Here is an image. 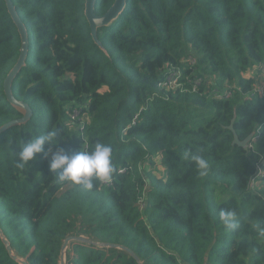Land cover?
<instances>
[{
    "label": "trees",
    "instance_id": "trees-1",
    "mask_svg": "<svg viewBox=\"0 0 264 264\" xmlns=\"http://www.w3.org/2000/svg\"><path fill=\"white\" fill-rule=\"evenodd\" d=\"M115 0H96L105 14ZM29 38L16 99L31 118L0 132V264H264V94L247 76L264 65V0H127L98 29L86 0H13ZM21 35L0 0V128L21 118L5 92L18 61ZM196 58L192 64L190 58ZM191 79L207 76L231 99L168 90L169 67ZM78 119L72 118L74 109ZM89 118L82 122L84 116ZM139 120L133 122L135 117ZM232 126V128H231ZM73 153L96 141L110 145L115 171L89 190L50 173L43 153L23 168L18 146L48 132ZM253 136V146L235 143ZM45 150L48 145L45 144ZM208 161L207 174L191 159ZM222 210L235 213L224 224Z\"/></svg>",
    "mask_w": 264,
    "mask_h": 264
},
{
    "label": "clouds",
    "instance_id": "clouds-1",
    "mask_svg": "<svg viewBox=\"0 0 264 264\" xmlns=\"http://www.w3.org/2000/svg\"><path fill=\"white\" fill-rule=\"evenodd\" d=\"M56 133L48 132L24 141L18 146L17 166L23 168L28 165L37 155L43 153L45 160L51 159L48 163L50 173L56 174L61 181H69L76 185H82L84 188L91 190L94 182L110 181L113 172V151L110 145L96 141L91 148H82L73 153H69L64 148H59L53 152L52 149L57 147ZM48 148L45 150V144ZM250 144V143H249ZM191 159L199 169V175L207 174L209 167L208 161L200 155H193ZM235 213L230 210H222L220 217L224 224L233 226L232 221Z\"/></svg>",
    "mask_w": 264,
    "mask_h": 264
},
{
    "label": "water",
    "instance_id": "water-1",
    "mask_svg": "<svg viewBox=\"0 0 264 264\" xmlns=\"http://www.w3.org/2000/svg\"><path fill=\"white\" fill-rule=\"evenodd\" d=\"M6 2H7L9 12L11 13V16H12L14 22L16 23L18 30L20 32L21 40H22V47H21V51H20L18 61L15 64V66L10 70L7 78L5 79V85L4 86H5V92H6L7 97H8V101L14 107H16L17 109L22 111L23 116L21 118L12 120V121L4 124L3 126H1L0 132H2L4 130H6L7 128L12 127L14 125L26 123L31 118L32 113H33L31 107L27 103L19 101L18 99H16L14 94H13V91H12V84H13L15 77L21 71L22 67L25 66V64H26V59H27V56L29 53V38H28V30H27L26 24L23 22L20 15L18 14L17 9L13 3V0H6ZM126 2H127V0H115L114 4L109 8V10L105 14L98 15L95 12L96 0H86L85 14H86L87 19L90 23L92 35H93L95 41L99 45H100V42H99L98 36H97L98 29L100 27L108 26L115 19H117L119 17V15L123 12V10L126 6ZM231 128H232V126H231ZM252 139H253V136H248V138H246L244 141H239L238 137L235 135V143H238L239 145H241L243 147L247 146ZM0 235L2 237L3 242L7 246L11 256L14 259H18L17 256L13 253V250L11 248L9 240L6 238V236L4 235V233L1 229H0ZM72 240H81V241L87 242V243H95L91 240H88V239H85L82 237H77V236L69 237L68 239L65 240L64 245H63L62 263L61 264H65V251L68 248L69 242ZM95 244H100V243H95ZM100 246L118 247V248L127 250L128 252H130L131 254H133L135 256V254L132 251H130L129 249H126L123 246H116V245H112V244H100ZM135 257L138 260L137 256H135ZM21 262H22V264H28L26 261H21Z\"/></svg>",
    "mask_w": 264,
    "mask_h": 264
},
{
    "label": "built area",
    "instance_id": "built-area-1",
    "mask_svg": "<svg viewBox=\"0 0 264 264\" xmlns=\"http://www.w3.org/2000/svg\"><path fill=\"white\" fill-rule=\"evenodd\" d=\"M192 60V64H196L197 59L196 58H190ZM210 82V86L208 87L207 90V95L209 97H212L214 99H221V100H227L231 99L234 95L236 85L228 84L225 85L223 88H221L217 82H213V79L208 78L207 76L204 77H198L196 79H191L189 76L185 75L183 70L180 67H169L165 76L162 79V87L164 89L168 90H177V89H182L185 90L186 83H191L192 84V89L196 91L200 85H202L204 82ZM260 93L262 96L264 94V88L256 86V88L251 92L249 95H254L255 93ZM81 113L78 108L74 109L72 113V118L73 119H78L80 117ZM139 120V116H136L134 119V123ZM255 138H253V141ZM250 147H252V144H249ZM264 177V171L261 167H258V171L255 174V176L252 178L250 182V189L256 190L259 185V182L262 180Z\"/></svg>",
    "mask_w": 264,
    "mask_h": 264
},
{
    "label": "rangeland",
    "instance_id": "rangeland-1",
    "mask_svg": "<svg viewBox=\"0 0 264 264\" xmlns=\"http://www.w3.org/2000/svg\"><path fill=\"white\" fill-rule=\"evenodd\" d=\"M247 76H256L258 81H257V85L259 87H263L264 88V65L260 66V67H252L248 70V72H246ZM89 117L88 116H84L82 118V122L86 121Z\"/></svg>",
    "mask_w": 264,
    "mask_h": 264
}]
</instances>
